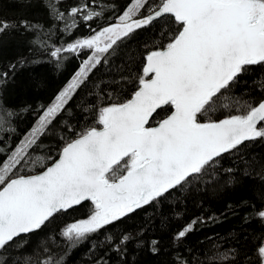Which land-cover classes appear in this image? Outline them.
<instances>
[{
    "label": "snow or ice",
    "instance_id": "1",
    "mask_svg": "<svg viewBox=\"0 0 264 264\" xmlns=\"http://www.w3.org/2000/svg\"><path fill=\"white\" fill-rule=\"evenodd\" d=\"M60 2L49 0L46 6L50 15L64 22L69 34L78 26V17L88 22L103 14L88 4L66 13L60 10ZM164 18H171L178 28L170 35L162 31L168 42L147 52L132 98L100 108V127L87 128L66 142L58 158L39 174H17L28 163L32 150L39 149L40 137L57 116L68 111L66 106L77 90L97 65L107 62L118 41L131 39L138 30L157 23L164 28ZM18 26L25 32L40 27L27 20ZM16 27L0 20V37ZM92 31L87 38L49 52L58 63L64 52L87 55L54 102L37 110V122L30 133L15 147L9 145L10 151L0 161V264H5L11 249L23 248L29 244L28 237L84 202H90L91 213L66 224L59 234L69 249L138 209L166 199L215 168L225 154L239 151L245 142L264 140V97L238 114L201 119V114L216 110L220 98L245 74L257 66L264 69V0H159L157 4L129 0L116 22ZM15 67L10 65V70ZM7 76V72L0 74V80ZM164 106L170 114L157 126H149L153 113ZM4 151L0 148V153ZM121 160L124 164L115 167ZM257 215L264 219V210ZM195 223L185 225L174 239H186ZM129 239L123 235L119 244ZM155 245L153 241V253L158 252ZM114 250L122 251L119 247ZM257 255L264 264V244ZM221 258L227 259L228 253ZM63 262L64 256H49L44 264ZM230 264L238 261L233 259Z\"/></svg>",
    "mask_w": 264,
    "mask_h": 264
},
{
    "label": "trees",
    "instance_id": "2",
    "mask_svg": "<svg viewBox=\"0 0 264 264\" xmlns=\"http://www.w3.org/2000/svg\"><path fill=\"white\" fill-rule=\"evenodd\" d=\"M152 4L159 0H149ZM49 0H0V20L16 24L0 37V161L8 147L30 132L37 122L38 109L49 106L79 69L87 53H62L58 60L49 52L64 47L76 39L93 35L116 21L129 0H61L59 8L67 11L88 4L103 14L93 21L77 18V27L69 34L63 21L49 14ZM27 20L39 25L35 31L20 28ZM164 28L156 26L138 30L131 39L118 41L115 51L92 70L85 85L77 90L73 100L40 137L39 149H33L28 163L19 175L36 174L56 159L66 142L74 140L87 128L100 127L99 109L110 104L126 102L137 90L147 52L166 44L161 34H172L178 25L164 18ZM88 25H91L89 27ZM16 67L10 70V65ZM264 97V69L257 66L249 71L220 98L215 111L201 119H223L246 110L249 103ZM6 109L7 111H4ZM7 112L14 115L8 116ZM170 113L167 106L159 109L149 120L154 126ZM16 131L13 133L11 129ZM126 159V158H125ZM124 164L121 160L115 167ZM231 168L229 173L227 169ZM235 178L232 182H229ZM90 202L60 215L42 231L28 237L29 244L6 253L8 261L16 264H44L49 256L63 264H260L257 250L264 244V219L257 213L264 210V140L245 142L239 151L225 154L215 168L192 179L184 188L174 190L166 199L146 205L136 212L107 226L74 248L59 234L66 224L87 218ZM194 229L183 241L174 239L176 233L190 222ZM129 241L120 245L121 236ZM111 238V240H109ZM156 242L157 253L152 251ZM122 251H116L115 248ZM44 249H48L45 251ZM65 253H67L65 255ZM228 253L227 259H222ZM178 257L180 259H178Z\"/></svg>",
    "mask_w": 264,
    "mask_h": 264
},
{
    "label": "water",
    "instance_id": "3",
    "mask_svg": "<svg viewBox=\"0 0 264 264\" xmlns=\"http://www.w3.org/2000/svg\"><path fill=\"white\" fill-rule=\"evenodd\" d=\"M133 94H134V93H133ZM133 94H132V96H133ZM132 96H131L129 99H131ZM129 99H128V100H129ZM128 100H127V101H128ZM127 101H126V102H127ZM158 110H159V109H157V111H158ZM154 114H155V113H153V115H154ZM169 114H170V113H169ZM169 114H168V115H169ZM168 115H167V116H168ZM167 116H166L165 118H167ZM165 118H164V119H165ZM161 121H162V120H161ZM154 126H157V124L154 125ZM58 156H59V155H58ZM57 158H58V157H57ZM42 171H43V170H42ZM40 172H41V171H40ZM40 172H38V173H36V174H39ZM36 174H32V175H36Z\"/></svg>",
    "mask_w": 264,
    "mask_h": 264
},
{
    "label": "rangeland",
    "instance_id": "4",
    "mask_svg": "<svg viewBox=\"0 0 264 264\" xmlns=\"http://www.w3.org/2000/svg\"><path fill=\"white\" fill-rule=\"evenodd\" d=\"M133 2H134V0H133ZM115 22H116V21H115ZM81 64H82V63H81ZM80 66H81V65H80ZM79 68H80V67H79ZM77 71H78V70H77ZM77 71H76V72H77ZM76 72H75V73H76ZM73 77H74V75L69 79V81L67 82V84L70 83V81H71V79H72ZM67 84L64 86V88L67 86ZM64 88H63V89H64ZM63 89H62V90H63ZM62 90H61V91H62ZM58 94H59V93H58ZM58 94H57V95H58ZM53 102H54V100H53ZM29 133H30V132H29Z\"/></svg>",
    "mask_w": 264,
    "mask_h": 264
}]
</instances>
